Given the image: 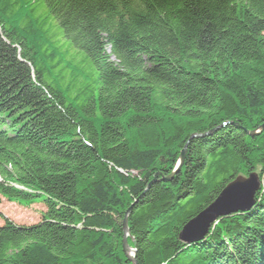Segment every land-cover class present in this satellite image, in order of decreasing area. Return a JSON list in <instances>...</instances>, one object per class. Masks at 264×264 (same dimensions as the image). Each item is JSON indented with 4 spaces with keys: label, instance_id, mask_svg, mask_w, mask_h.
Here are the masks:
<instances>
[{
    "label": "trees",
    "instance_id": "16d2710c",
    "mask_svg": "<svg viewBox=\"0 0 264 264\" xmlns=\"http://www.w3.org/2000/svg\"><path fill=\"white\" fill-rule=\"evenodd\" d=\"M263 122L264 0H0V195L44 207L0 264H131L129 207L137 264H264ZM256 167L248 212L179 240Z\"/></svg>",
    "mask_w": 264,
    "mask_h": 264
},
{
    "label": "water",
    "instance_id": "95a60500",
    "mask_svg": "<svg viewBox=\"0 0 264 264\" xmlns=\"http://www.w3.org/2000/svg\"><path fill=\"white\" fill-rule=\"evenodd\" d=\"M263 129L264 123L259 126L258 130L246 132L249 136H253L254 134H258ZM211 131L204 134L194 133L191 135L190 139L204 136L211 133ZM186 144H188V142H186ZM186 144H184L185 146L178 156V161L174 169H172V172L167 176H162L160 179L161 181H169L173 174L178 171L186 153ZM158 175H161V173L159 172L155 174L152 181L148 183L147 188L151 185V183L156 181V177ZM258 178L259 176L255 171L249 172L247 176L237 175L234 179L227 183L220 192H218L219 194L217 197L209 205H207V207L191 218L183 226L182 230L179 231V240L185 244H194L199 242L206 236L208 232L207 229H209L210 224L214 222L217 217L227 216L237 212L241 214L248 212L255 205V194L261 186V180ZM130 210L131 207L126 210L125 216L122 220V252L131 264H137L135 249L130 247L127 242V236L129 235L127 216L129 215ZM129 250L132 251V254L129 253Z\"/></svg>",
    "mask_w": 264,
    "mask_h": 264
},
{
    "label": "rangeland",
    "instance_id": "374dc122",
    "mask_svg": "<svg viewBox=\"0 0 264 264\" xmlns=\"http://www.w3.org/2000/svg\"><path fill=\"white\" fill-rule=\"evenodd\" d=\"M258 129H259V126L256 129H253V130H258ZM250 131H252V130H250ZM261 131H263V130H261ZM258 134H254V135H258ZM181 151H182V149L179 150V155H180ZM182 163H183V161H182ZM253 171H255L258 174V176H259V167H256ZM159 172L161 173V171H157L156 173H159ZM239 175L247 176L246 174H242V173H240ZM162 176H167V175H163V173H162V175H158L156 177V179L158 177H159V179H161ZM258 179H260V176H259ZM147 185H148V183H147ZM260 189H261V186H260L259 190ZM257 191H256V193H257ZM255 198H256V194H255ZM43 210H44V207L41 204H39V203H34V204L29 205V206H22L19 203L14 202V201H9L8 199H6V198H4L3 196L0 195V224L3 223L4 219L11 220L12 222H14L16 224H32V223H36L41 218V212ZM232 214H234V213H232ZM217 218L215 219L214 222H212L210 224V226L212 224L213 225L215 224ZM209 229H210V227H209ZM207 231H208V229H207Z\"/></svg>",
    "mask_w": 264,
    "mask_h": 264
},
{
    "label": "bare ground",
    "instance_id": "6f19581e",
    "mask_svg": "<svg viewBox=\"0 0 264 264\" xmlns=\"http://www.w3.org/2000/svg\"><path fill=\"white\" fill-rule=\"evenodd\" d=\"M129 253H130V254H132V251H131V250H129Z\"/></svg>",
    "mask_w": 264,
    "mask_h": 264
}]
</instances>
